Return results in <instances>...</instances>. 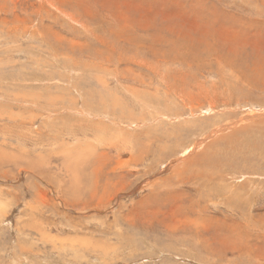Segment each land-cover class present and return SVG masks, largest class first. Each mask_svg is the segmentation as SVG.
Listing matches in <instances>:
<instances>
[{
    "label": "rangeland",
    "instance_id": "1",
    "mask_svg": "<svg viewBox=\"0 0 264 264\" xmlns=\"http://www.w3.org/2000/svg\"><path fill=\"white\" fill-rule=\"evenodd\" d=\"M0 264H264V0H0Z\"/></svg>",
    "mask_w": 264,
    "mask_h": 264
},
{
    "label": "bare ground",
    "instance_id": "2",
    "mask_svg": "<svg viewBox=\"0 0 264 264\" xmlns=\"http://www.w3.org/2000/svg\"><path fill=\"white\" fill-rule=\"evenodd\" d=\"M100 11V10H99ZM205 13V12H204ZM148 16V15H147ZM198 16V15H197ZM83 21V20H82ZM80 23V22H79ZM82 25V24H81ZM202 35V34H201ZM204 36V35H203ZM51 41V40H50ZM97 41H98V39H97ZM87 43V42H86ZM99 43V42H98ZM106 44V43H105ZM95 47V46H94ZM66 51V50H65ZM96 52V51H95ZM138 52V51H137ZM69 53V52H68ZM130 55V54H129ZM88 58V57H87ZM124 58V57H123ZM129 58V57H128ZM94 59H95V57H94ZM125 60V59H124ZM96 62V61H95ZM97 64V63H96ZM87 65V64H86ZM98 68H99V66H98ZM233 75V73H231L230 75H229V77L230 76H232ZM120 76V75H119ZM138 99V98H137ZM111 100V99H110ZM141 100V99H140ZM137 102V101H136ZM112 103V102H111ZM54 104V103H53ZM140 104V103H139ZM139 104H138V106H139ZM241 104V103H240ZM142 105V104H141ZM140 105V106H141ZM186 105H188V104H186ZM238 105V104H237ZM137 106V107H138ZM210 107H212L211 105H209ZM190 107V106H189ZM41 108V107H40ZM70 109V108H69ZM190 111L192 110L191 108L189 109ZM195 111V110H194ZM75 113V112H74ZM191 115V114H190ZM89 118V117H88ZM176 118V117H175ZM242 119H244V117H242ZM241 119V120H242ZM223 119H221V121H222ZM235 123L236 122H232L231 123V125L233 126V125H235ZM218 124V123H217ZM210 131H212V130H210ZM26 152V151H25ZM27 159V158H26ZM141 159V158H140ZM144 159V158H143ZM134 161V160H133ZM144 161V160H143ZM136 162V161H135ZM141 162H142V160H141ZM130 163V162H129ZM61 167V166H60ZM63 167V166H62ZM140 167V166H139ZM189 172V171H188ZM196 174V173H195ZM197 174H200V173H197ZM96 175V174H95ZM152 175V174H151ZM147 176H149V175H147ZM196 176V175H195ZM198 180V179H197ZM133 181V180H132ZM149 181V180H148ZM147 181V182H148ZM164 180H159V182H163ZM146 182V183H147ZM209 182V181H208ZM241 182V181H240ZM143 183V182H142ZM146 183L144 184V186H146ZM161 183H160V186H161ZM137 185V184H136ZM168 187V186H167ZM214 187V186H213ZM220 189H221V185H220ZM223 189V188H222ZM225 189H223V190H218L217 188H215V189H213V192L214 193H219L220 194V192H222V191H224ZM173 191V190H172ZM121 192V191H120ZM30 194V193H29ZM177 195V193H174V195ZM171 195V194H170ZM173 195V194H172ZM221 195V194H220ZM118 198V197H117ZM147 197H144V199H146ZM204 198L206 199L207 198V194H205V196H204ZM147 201V200H146ZM195 202V201H194ZM127 205V204H126ZM129 205V204H128ZM140 206H141V208H140ZM140 206H139V209H141L142 211H145L146 209L145 208H153V207H151L149 204H144V205H142V204H140ZM128 210H129V208H128ZM146 213V212H145ZM148 213H152V214H156V212H148ZM134 215V214H133ZM93 216V215H92ZM96 216V215H95ZM149 216V215H148ZM147 216V217H148ZM94 217V216H93ZM125 217V216H124ZM123 217V218H124ZM127 218V217H126ZM140 218H141V216H140ZM225 218V217H224ZM186 219H187V217H186ZM222 219V218H221ZM123 220V219H122ZM127 220V219H126ZM188 220V219H187ZM93 221V220H92ZM100 221V220H99ZM148 221V220H147ZM150 221V220H149ZM220 221V220H219ZM127 222V221H126ZM125 222V223H126ZM129 222V221H128ZM158 222V221H157ZM215 222V221H214ZM102 223V222H101ZM118 223H120V221L118 222ZM146 223H148V222H146ZM140 224V223H139ZM103 225V224H102ZM130 225V227L132 226V224L130 223L129 224ZM134 225V224H133ZM159 225V224H158ZM219 225V224H218ZM227 225V224H226ZM99 226H101V225H99ZM104 226V225H103ZM141 226V225H140ZM201 226H203L202 224H201ZM142 227V226H141ZM191 227V226H190ZM100 228V227H99ZM157 228V227H156ZM164 229V228H163ZM203 229H205V228H203ZM157 230H158V228H157ZM200 230H202V229H200ZM250 230V229H249ZM151 232V231H150ZM153 232V231H152ZM201 232V231H200ZM106 233V232H105ZM107 233H109V232H107ZM124 233V232H123ZM232 233V232H231ZM110 234V233H109ZM114 235H116L115 233H113ZM122 234V233H121ZM150 234V233H149ZM202 234V233H201ZM204 234V233H203ZM118 235V234H117ZM116 235V236H117ZM120 235V234H119ZM193 235H194V233H193ZM95 236V235H94ZM214 236V235H213ZM105 237V236H104ZM121 237V236H120ZM194 237V236H193ZM193 237H192V239H193ZM202 237V236H201ZM240 237V236H239ZM106 238V237H105ZM117 238H118V236H117ZM116 239V238H115ZM122 239V238H121ZM178 239V238H177ZM202 239V238H201ZM216 239V238H215ZM214 239V240H215ZM242 239H243V237H242ZM107 240V239H106ZM110 240V239H109ZM123 240V239H122ZM176 240V239H175ZM197 240V239H196ZM203 240V239H202ZM202 240H201V242H202ZM21 241V240H20ZM77 241H79V239L77 240ZM125 241V240H124ZM185 241V240H184ZM81 242V241H80ZM82 242H84V241H82ZM96 242V241H95ZM95 242H94V244H95ZM100 242V241H99ZM108 242V241H107ZM149 242H150V240H149ZM196 242V241H195ZM89 242H87V244H88ZM97 243V242H96ZM109 243V242H108ZM137 243V242H136ZM183 243V242H182ZM101 244V243H100ZM114 244V243H113ZM123 244V243H122ZM163 244V243H162ZM194 244V243H193ZM32 245V244H31ZM84 245V244H83ZM97 245V244H96ZM141 245V244H140ZM128 246H129V244H128ZM151 246V245H150ZM180 246V245H179ZM237 246H239V245H237ZM98 247V246H97ZM105 248V247H104ZM109 248V247H108ZM105 249H107V248H105ZM109 249H111V248H109ZM221 249V248H220ZM219 249V250H220ZM102 250V249H101ZM223 250V249H222ZM103 251L105 252V250L103 249ZM29 252V251H28ZM31 252V251H30ZM115 252H117V251H115ZM27 252H25V254H26ZM114 253V252H113ZM32 256V255H31ZM249 256V255H248ZM37 257V256H36ZM229 261V260H228ZM243 261V260H242ZM49 262V261H48Z\"/></svg>",
    "mask_w": 264,
    "mask_h": 264
}]
</instances>
